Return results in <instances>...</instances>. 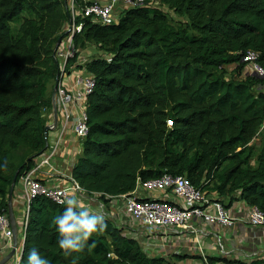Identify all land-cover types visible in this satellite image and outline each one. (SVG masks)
I'll list each match as a JSON object with an SVG mask.
<instances>
[{
    "label": "trees",
    "instance_id": "1",
    "mask_svg": "<svg viewBox=\"0 0 264 264\" xmlns=\"http://www.w3.org/2000/svg\"><path fill=\"white\" fill-rule=\"evenodd\" d=\"M71 15L64 0H0V213L12 181L46 149L49 87L74 67L94 81L88 132L71 170L83 191L116 197L139 181L182 175L211 200L238 193L264 213V77L244 71L242 61L252 50L264 68V0H146L111 24L81 12L73 48L93 44L98 53L76 65L75 51L62 71L56 53L70 37ZM63 208L31 198L20 264L33 248L51 264H69L52 223ZM105 222L89 239L95 246L74 254L78 264H167Z\"/></svg>",
    "mask_w": 264,
    "mask_h": 264
},
{
    "label": "crops",
    "instance_id": "2",
    "mask_svg": "<svg viewBox=\"0 0 264 264\" xmlns=\"http://www.w3.org/2000/svg\"><path fill=\"white\" fill-rule=\"evenodd\" d=\"M71 1L64 0L69 9ZM92 1H97L101 5L112 3L111 0H87V2ZM114 6L117 9L126 8L121 3H114ZM70 11L74 16L81 14L80 4L75 3L73 11ZM71 22L70 20L64 25L67 32L71 30ZM66 43L67 40L61 49H64ZM75 51L78 53L76 65H83L98 53L93 44H87L82 49H74ZM244 71L250 72L246 66ZM83 73L84 67H74L70 72H65L60 76L58 84L65 89H70ZM55 84L56 82L49 87L50 107L44 112L45 126H48L47 148L38 162L44 156L50 153L52 155L48 165L40 166L36 174L39 180L50 187L66 188L65 200L75 197L94 213H102L104 218L113 221L123 234L135 239L148 256L162 258L167 264H239V262L249 263L253 260L264 259V223L256 225L250 222L251 206L243 201L238 193L233 194L232 199H222L229 214L236 218L233 226L210 223L197 216L191 220V225L196 231H182L147 226L140 220L132 219L126 211L123 195L101 197L99 194L74 190L75 181L71 177V170L82 150V139L78 138L75 133L74 119L82 115L86 100H75L67 104L66 109L70 117L65 122V110L56 99L57 112L56 114L53 112L52 96ZM262 133L264 135V129ZM141 194L144 198L167 199L170 202L181 204V200L168 191H142ZM25 197L23 182L19 179L11 198L14 217V220L10 221L12 236L7 239L0 233V264H14V257L21 254L27 213ZM203 211L205 214H215L216 207L213 203H209L204 205ZM6 212L9 217L8 209ZM11 253L12 255L7 259Z\"/></svg>",
    "mask_w": 264,
    "mask_h": 264
},
{
    "label": "built area",
    "instance_id": "3",
    "mask_svg": "<svg viewBox=\"0 0 264 264\" xmlns=\"http://www.w3.org/2000/svg\"><path fill=\"white\" fill-rule=\"evenodd\" d=\"M81 1L84 2V5L81 7V12H83L84 15L92 16L95 21L101 24H111L117 22L119 14L123 9H117L114 3H121L126 7H136L143 5L146 0H111L112 3L107 5H101L97 1ZM156 3L157 2H155V4ZM74 7L75 1L72 0L70 10L73 11ZM74 17L75 16L72 14V27L66 46L56 53V57L60 60L62 71L66 59L74 55L71 34L81 29V26H76L74 24ZM256 59L257 53L252 50H248L242 57V61L246 62V67L250 70L249 73L264 77V68L256 62ZM62 74L64 73L62 72ZM93 84V78L87 74L85 69L84 73L76 79L75 84L70 89H65L58 84V88L55 92V99L65 110V122L70 117V113L66 109L67 104L75 100H86L87 95L92 91ZM86 121L87 115L84 108L82 115L74 119V130L77 137L80 139L87 135L88 126ZM51 155L52 153L44 156L32 167V169L20 178L25 190L27 211L29 202L35 195H43L57 203H61V201L66 198V188L50 187L36 177L40 166L49 164ZM73 189L76 191L82 190L76 182L73 185ZM153 190L168 191L180 199L181 204L170 202L167 199L142 197V191L148 192ZM123 196H125L126 211L130 217L135 220H140L147 226H157L164 229H177L182 231H196L195 227L191 225L193 217L200 216L204 221L218 223L224 226H233L236 220L235 217L229 214L223 203L211 200L207 196L206 191L195 187L187 177L182 175L173 176L170 174H163L156 179L139 181L133 191ZM209 203L215 205V214L204 213L203 207ZM249 219L252 224H262L264 223V213L258 207L251 206ZM0 233L7 239H10L12 236L11 222L7 212L0 213ZM18 260L20 261V255L14 257V264H18Z\"/></svg>",
    "mask_w": 264,
    "mask_h": 264
},
{
    "label": "clouds",
    "instance_id": "4",
    "mask_svg": "<svg viewBox=\"0 0 264 264\" xmlns=\"http://www.w3.org/2000/svg\"><path fill=\"white\" fill-rule=\"evenodd\" d=\"M6 167V165H0ZM64 205L60 215L53 218L52 223L58 233V246L62 250L65 259L69 264H78V256L85 248L95 246V242L89 244V239L94 233H103L107 228L104 215L93 212L84 206L75 197L61 201ZM18 264L20 261L18 260ZM23 264H51V260L42 254L38 249H31Z\"/></svg>",
    "mask_w": 264,
    "mask_h": 264
},
{
    "label": "water",
    "instance_id": "5",
    "mask_svg": "<svg viewBox=\"0 0 264 264\" xmlns=\"http://www.w3.org/2000/svg\"><path fill=\"white\" fill-rule=\"evenodd\" d=\"M59 44H60V39L58 40V42H57V44H56L55 51H56V49L58 48ZM58 81H59V80H58V78H57V82H56V84L54 85L53 96H52L53 112H54V114H56V112H57V108H56V105H55V92H56V90H57V88H58ZM54 122H55V124L57 123L56 120H55ZM47 130H48V126H45V138H46V139H47ZM46 148H47V145H46ZM15 184H16V179H14V180L12 181V184H11L10 189H9L8 200H7V205H8V212H9V218H10V221H13V220H14V217H13V210H12V204H11V198H12V193H13V190H14ZM11 255H12V253L8 255L7 259H8Z\"/></svg>",
    "mask_w": 264,
    "mask_h": 264
},
{
    "label": "rangeland",
    "instance_id": "6",
    "mask_svg": "<svg viewBox=\"0 0 264 264\" xmlns=\"http://www.w3.org/2000/svg\"><path fill=\"white\" fill-rule=\"evenodd\" d=\"M179 20H180V19L177 18V17H174V18H173V21H179ZM259 138H260V140H259ZM259 138H258V140L256 141L257 147H258V145L260 144L259 141H261L262 136H260ZM148 245H149V244H148ZM150 255H152V253H151Z\"/></svg>",
    "mask_w": 264,
    "mask_h": 264
}]
</instances>
